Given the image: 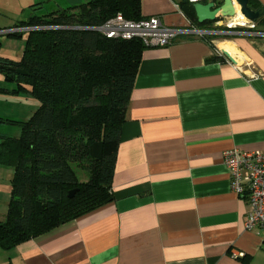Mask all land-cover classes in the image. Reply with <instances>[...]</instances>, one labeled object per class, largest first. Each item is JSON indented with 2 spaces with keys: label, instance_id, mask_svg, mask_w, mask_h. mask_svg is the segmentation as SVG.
I'll return each mask as SVG.
<instances>
[{
  "label": "crops",
  "instance_id": "crops-1",
  "mask_svg": "<svg viewBox=\"0 0 264 264\" xmlns=\"http://www.w3.org/2000/svg\"><path fill=\"white\" fill-rule=\"evenodd\" d=\"M91 1L0 0V30ZM254 1L264 8V0ZM192 7L188 0H141V15L210 30L206 36L235 51L237 63L214 59L211 43L190 31L147 46L122 125L113 199L11 249L0 245V264H264V231L246 227L248 200L233 191L223 158L231 148L264 151V37L245 28L221 36V18L199 23ZM18 32L0 31L14 37H1V56L22 57L28 30ZM7 82L0 74V85L16 88Z\"/></svg>",
  "mask_w": 264,
  "mask_h": 264
},
{
  "label": "trees",
  "instance_id": "trees-1",
  "mask_svg": "<svg viewBox=\"0 0 264 264\" xmlns=\"http://www.w3.org/2000/svg\"><path fill=\"white\" fill-rule=\"evenodd\" d=\"M250 5L260 8L254 0ZM118 13L142 19L141 0H93L35 14L18 23L35 27L28 30L22 57L0 55L5 80L16 83L13 90L0 86V92L26 91L39 102L28 119H7L22 124L20 137L0 138V164L13 168L8 217L0 220L4 249L113 199L122 125L147 47L140 38H109L95 29ZM257 23H264V15ZM203 38L214 47V59L225 60L212 36ZM72 189L77 191L69 197Z\"/></svg>",
  "mask_w": 264,
  "mask_h": 264
},
{
  "label": "built area",
  "instance_id": "built-area-1",
  "mask_svg": "<svg viewBox=\"0 0 264 264\" xmlns=\"http://www.w3.org/2000/svg\"><path fill=\"white\" fill-rule=\"evenodd\" d=\"M194 2H206L209 0H188ZM217 26H224L227 30H219L218 34H228L229 30L245 28L248 33L264 37V29L257 22L245 18L239 22L235 17L221 18L216 21ZM247 27V28H246ZM22 29H35V27L14 28L0 30L1 32H18ZM109 38H140L146 46H165L173 42L181 33L190 31L201 37L211 33L210 30H202L196 26L183 29L165 25L157 16L133 20L126 18L122 13L109 18L104 24L95 27ZM218 55L228 59L219 47ZM224 163L231 175V186L234 192L245 196L249 204V212L246 219V227L258 228L264 231V151H244L238 148L225 150Z\"/></svg>",
  "mask_w": 264,
  "mask_h": 264
},
{
  "label": "rangeland",
  "instance_id": "rangeland-1",
  "mask_svg": "<svg viewBox=\"0 0 264 264\" xmlns=\"http://www.w3.org/2000/svg\"><path fill=\"white\" fill-rule=\"evenodd\" d=\"M220 35L222 36L225 34ZM5 36L8 38L9 35H1V37ZM9 37L11 39L14 38L11 36ZM235 54L236 52L234 51L232 56ZM0 74L3 75L1 71ZM10 83L11 82H7L6 84ZM0 86L6 87L5 85ZM25 93L26 91H21L20 94H13L5 90L0 92V117L4 119L3 121H0V138L3 136H21L23 131L22 124L19 122H11L7 119L20 121L29 113V109L35 105L37 102L36 98L33 95H27ZM9 173H11V167L0 165V218H3V220L8 217V201L11 193V178ZM6 199L7 202L3 201Z\"/></svg>",
  "mask_w": 264,
  "mask_h": 264
},
{
  "label": "water",
  "instance_id": "water-1",
  "mask_svg": "<svg viewBox=\"0 0 264 264\" xmlns=\"http://www.w3.org/2000/svg\"><path fill=\"white\" fill-rule=\"evenodd\" d=\"M235 4L240 6L241 12L251 21L257 22L264 15V8H252L250 0H210L207 2H194L193 8L199 23H205L208 21H216L219 18L235 17L237 14ZM222 52L231 62L234 64L237 63V60L228 51L222 50ZM9 68L15 70L18 74H26L25 69L12 66ZM76 191L77 189H72L69 192V197L74 196Z\"/></svg>",
  "mask_w": 264,
  "mask_h": 264
},
{
  "label": "bare ground",
  "instance_id": "bare-ground-1",
  "mask_svg": "<svg viewBox=\"0 0 264 264\" xmlns=\"http://www.w3.org/2000/svg\"><path fill=\"white\" fill-rule=\"evenodd\" d=\"M236 5V4H235ZM240 12H241V9H240ZM241 14L244 16V14L241 12ZM236 16H237V14H236ZM236 20V19H235ZM236 21H239V22H243V21H245V16H244V18H242V20H236Z\"/></svg>",
  "mask_w": 264,
  "mask_h": 264
}]
</instances>
